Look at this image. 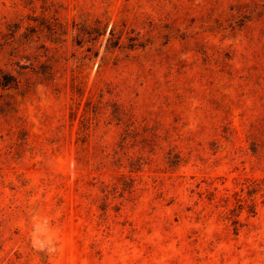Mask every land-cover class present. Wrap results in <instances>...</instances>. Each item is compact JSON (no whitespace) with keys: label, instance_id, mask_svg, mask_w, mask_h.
Returning a JSON list of instances; mask_svg holds the SVG:
<instances>
[{"label":"rangeland","instance_id":"374dc122","mask_svg":"<svg viewBox=\"0 0 264 264\" xmlns=\"http://www.w3.org/2000/svg\"><path fill=\"white\" fill-rule=\"evenodd\" d=\"M0 264H264V0H0Z\"/></svg>","mask_w":264,"mask_h":264},{"label":"trees","instance_id":"16d2710c","mask_svg":"<svg viewBox=\"0 0 264 264\" xmlns=\"http://www.w3.org/2000/svg\"><path fill=\"white\" fill-rule=\"evenodd\" d=\"M113 32H114V29H112V33H113ZM253 212H254V211H253ZM234 223H235V224H240V220H239V219H235V220H234Z\"/></svg>","mask_w":264,"mask_h":264}]
</instances>
